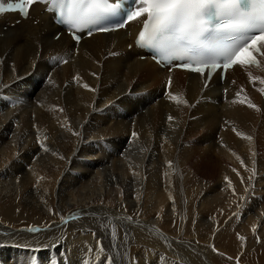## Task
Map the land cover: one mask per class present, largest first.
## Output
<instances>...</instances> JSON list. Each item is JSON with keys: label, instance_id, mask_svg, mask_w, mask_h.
I'll return each instance as SVG.
<instances>
[{"label": "bare ground", "instance_id": "obj_1", "mask_svg": "<svg viewBox=\"0 0 264 264\" xmlns=\"http://www.w3.org/2000/svg\"><path fill=\"white\" fill-rule=\"evenodd\" d=\"M17 18L0 20V264H264V57L204 88L135 49L134 23L76 43L39 5Z\"/></svg>", "mask_w": 264, "mask_h": 264}, {"label": "snow or ice", "instance_id": "obj_2", "mask_svg": "<svg viewBox=\"0 0 264 264\" xmlns=\"http://www.w3.org/2000/svg\"><path fill=\"white\" fill-rule=\"evenodd\" d=\"M38 0H15L7 9L23 17ZM58 11L61 22L77 31L90 25L95 30L112 29L99 25L107 15H119L118 27L144 17L138 35L141 46L156 49L164 62L210 77L234 66L246 69L258 66L264 57V0H39ZM6 11L0 5V13ZM91 34V33H89ZM58 38V37H57ZM170 82V81H169ZM234 83V82H233ZM87 87V85H85ZM179 102L178 97H173ZM256 107L255 105H249ZM135 135V133L133 134ZM251 139V137H248ZM30 231H38L31 228ZM240 239H244L241 237ZM100 250L103 245L98 242ZM36 264V261H33ZM104 264H114L105 257Z\"/></svg>", "mask_w": 264, "mask_h": 264}, {"label": "rangeland", "instance_id": "obj_3", "mask_svg": "<svg viewBox=\"0 0 264 264\" xmlns=\"http://www.w3.org/2000/svg\"><path fill=\"white\" fill-rule=\"evenodd\" d=\"M34 22H35V21H34ZM53 40H54V39H53ZM55 41H57V40H55ZM11 94H12V96H11ZM11 94H6V95L3 94V96H4L3 98H5V99H9L10 97H12V98H11L12 100H14V101H15V100H20L21 102H23V101L25 100V96H23L22 92H20V91H17L16 93H14V94L11 93ZM15 94H16V95H15ZM18 94H19L20 96H19ZM13 95H14V96H13ZM17 95H18V96H17ZM9 96H10V97H9ZM15 96H17V97H15ZM14 97H15V99H14ZM16 98H17V99H16ZM11 99H10V100H11ZM21 99H24V100H21ZM16 111H17V110H16ZM16 111H15V114L17 113ZM129 120H130V119H129ZM114 250H115V249H114Z\"/></svg>", "mask_w": 264, "mask_h": 264}]
</instances>
